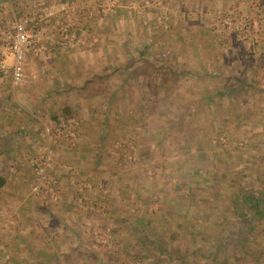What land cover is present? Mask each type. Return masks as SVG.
<instances>
[{
  "label": "rangeland",
  "instance_id": "1",
  "mask_svg": "<svg viewBox=\"0 0 264 264\" xmlns=\"http://www.w3.org/2000/svg\"><path fill=\"white\" fill-rule=\"evenodd\" d=\"M19 18L27 80L0 88L36 141L0 165V264H264V0H0Z\"/></svg>",
  "mask_w": 264,
  "mask_h": 264
},
{
  "label": "built area",
  "instance_id": "2",
  "mask_svg": "<svg viewBox=\"0 0 264 264\" xmlns=\"http://www.w3.org/2000/svg\"><path fill=\"white\" fill-rule=\"evenodd\" d=\"M32 19L19 18L15 19L12 26L7 30H2L4 41L6 42L0 50V74L11 68L12 84L19 86L27 80L26 73V58L30 48L33 45L35 34L30 29ZM76 120L62 119L56 127V132L59 135L67 134L74 135L71 131L74 128ZM71 133V134H70ZM41 152L38 158L34 160L36 169L35 178L32 184V192L35 198H40L45 194L52 193L56 187V179L49 176L48 170L51 167V161L54 155V150L50 144L39 146Z\"/></svg>",
  "mask_w": 264,
  "mask_h": 264
},
{
  "label": "crops",
  "instance_id": "3",
  "mask_svg": "<svg viewBox=\"0 0 264 264\" xmlns=\"http://www.w3.org/2000/svg\"><path fill=\"white\" fill-rule=\"evenodd\" d=\"M11 75L12 74H10V77ZM4 79H5L4 76L0 75V82L4 81ZM16 97H19V95H17ZM8 99H10V93L9 92L6 93L5 91H3V89L1 90L0 88V165L4 166L2 170L8 168L14 171L12 173L6 171L8 175L17 174L16 175L17 177H21L23 173L21 170V165L22 163L23 164L26 163L28 157H30V154L32 153L30 152L31 151L30 145L34 144L36 141L34 140V138H36L35 137L36 133H34L33 135L32 131L33 129H36L35 125L37 126V124L28 122V119L26 118H23L21 120L19 113L15 111L16 110L15 108L14 110L11 109V112H9L8 106L14 107L15 102L14 100L13 102L12 101L9 102ZM7 102L10 103V105L6 104ZM2 105L7 108H3ZM29 128L31 129V131L29 130ZM23 133L29 134L28 135L29 137H25L23 135V139L27 138V140L21 141L20 137ZM58 154L56 159H60L59 161L63 162L64 160L63 156L58 157ZM81 157H82V153H81ZM7 183H8L7 179L6 180L3 178L0 179V186L4 187L6 186L5 184ZM17 191H19L18 188L12 190L13 193ZM63 191H64L63 193L66 194L68 193L69 190L66 187Z\"/></svg>",
  "mask_w": 264,
  "mask_h": 264
},
{
  "label": "trees",
  "instance_id": "4",
  "mask_svg": "<svg viewBox=\"0 0 264 264\" xmlns=\"http://www.w3.org/2000/svg\"><path fill=\"white\" fill-rule=\"evenodd\" d=\"M245 200L249 201V203L251 205L250 206L251 209L255 210L258 215L264 216V206L261 205V204L264 203V197H263V195H261L260 198H258L257 196H254V195H248ZM163 253L166 256H175V255H173V253L167 252V250H163Z\"/></svg>",
  "mask_w": 264,
  "mask_h": 264
}]
</instances>
